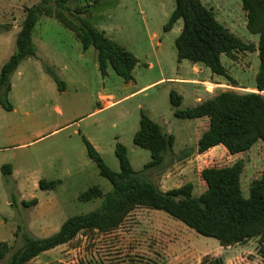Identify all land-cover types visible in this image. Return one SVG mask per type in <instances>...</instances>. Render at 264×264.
<instances>
[{"label": "rangeland", "instance_id": "1", "mask_svg": "<svg viewBox=\"0 0 264 264\" xmlns=\"http://www.w3.org/2000/svg\"><path fill=\"white\" fill-rule=\"evenodd\" d=\"M41 2L0 0V70L16 50L26 8ZM203 2L242 40L259 45L260 36L247 28L242 0ZM66 5L65 14L75 22L77 8L85 7L83 16L139 62L129 82L112 66L103 75L94 47L84 51L75 33L58 19L40 17L33 33L37 56L24 60L12 76L9 100L14 108L7 110L0 104V242H9L14 251L27 235H51L69 216L100 205V199H79L92 185L105 192L112 189L89 157L85 137L115 171L120 170L116 146L123 143L135 170L164 191L192 182L195 194H200L205 189L203 168L244 159L242 186L249 195L253 179L264 171V143L235 158L222 148L197 154L198 140L209 120L176 117L170 93L178 91L183 96L181 108L186 109L222 90L253 91L261 67L259 51L239 52L237 60L222 55L237 82L234 85L202 63L178 61L175 42L183 20L172 30H164L176 0H69ZM50 6L56 9V0H50ZM47 66L55 69L63 88ZM143 112L175 136L174 147L159 168L144 169L151 152L134 142ZM189 152L193 153L184 157ZM42 179L60 183L43 190ZM35 199V205L23 203ZM261 247L259 238L225 247L165 211L138 207L119 228L81 233L27 264H202L206 257H221L224 264H264Z\"/></svg>", "mask_w": 264, "mask_h": 264}, {"label": "trees", "instance_id": "2", "mask_svg": "<svg viewBox=\"0 0 264 264\" xmlns=\"http://www.w3.org/2000/svg\"><path fill=\"white\" fill-rule=\"evenodd\" d=\"M68 1L56 0V9L50 6V0H42L26 8L16 38V50L0 70V104L5 109L14 108L9 100L12 76L24 60L37 56L33 33L42 15L54 16L72 30L81 41L84 51L94 47L98 52L103 75L112 66L125 81L133 79L132 73L139 59L104 31L96 29L90 19L83 16L85 7L77 8L78 22L73 21L65 14V10H69L66 5ZM242 1L247 28L260 36L258 46L245 42L221 23L213 9L204 4L203 0H176L175 9L164 26L165 31H170L179 20H183L181 34L175 42L179 62L187 59L194 64L202 63L213 74L226 77L234 85L237 82L228 73L222 55L237 60L239 52L259 51L261 58L256 92L222 90L212 98L182 109L183 96L176 90L171 91L170 98L176 117L209 120L207 129L198 140L196 153L199 155L223 145L228 154L234 156L249 152L259 142L264 143V0ZM46 70L63 88L64 83L55 69L47 66ZM84 140L89 157L96 163L100 174L111 182L112 189L105 192L99 185H92L80 193V200L100 199V205L89 212L69 216L60 229L51 235H27L24 244L14 251V246L9 242H0V260H4L0 264H27L42 253L71 242L81 233L113 231L138 207L165 211L199 234L218 239L225 247L259 238L262 243L261 252L264 253V171L253 179L249 195L244 194L242 186V174L246 168L244 159L224 166L203 168L200 175L205 189L200 194H195L192 182L164 191L135 170L128 148L123 143L119 142L116 146L120 170L115 171L90 140L86 137ZM134 142L150 150L152 159L145 164L144 169H154L164 165L168 153L174 147L175 136L164 131L160 124L143 112ZM4 168L6 172H11L10 166ZM59 183V180L42 179L40 187L48 190ZM23 203L35 205L37 200ZM202 264H224V260L221 257H206Z\"/></svg>", "mask_w": 264, "mask_h": 264}, {"label": "crops", "instance_id": "3", "mask_svg": "<svg viewBox=\"0 0 264 264\" xmlns=\"http://www.w3.org/2000/svg\"><path fill=\"white\" fill-rule=\"evenodd\" d=\"M180 81H187V80H185V79H180ZM251 90H253V91H258L256 88H252ZM263 94H264V91L262 92ZM217 148H222L224 151H225V153H226V155H229L228 154V152H227V150H226V148L223 146V145H218V146H216V147H214V148H212V149H210V150H213V149H217ZM209 150V151H210ZM208 151V152H209ZM207 153V152H206ZM240 155V154H239ZM230 156V155H229ZM238 155H234V156H230V157H237Z\"/></svg>", "mask_w": 264, "mask_h": 264}]
</instances>
